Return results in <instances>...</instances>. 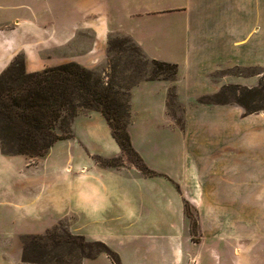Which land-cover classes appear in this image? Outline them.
I'll return each instance as SVG.
<instances>
[{"label": "rangeland", "instance_id": "374dc122", "mask_svg": "<svg viewBox=\"0 0 264 264\" xmlns=\"http://www.w3.org/2000/svg\"><path fill=\"white\" fill-rule=\"evenodd\" d=\"M105 2L107 16L110 15L118 29L110 31L107 36L106 58L90 69L105 82H113L118 89L130 93L131 114L134 107L136 115L144 117L145 102L154 100L159 104L165 97L169 121L179 127H184L187 117L195 118L197 122L196 132L193 131L192 139L187 140V148L183 145V134L178 133L176 127L164 121L159 123L158 129L164 132L163 140L159 142L162 152L151 154L153 164L145 161L150 168L164 171L181 183L176 184L185 200V228L191 231L195 241L186 245L191 257L186 258L185 264H232L235 246L250 244L264 248V237L259 241L256 236L257 231L264 229V184L252 183L263 174V148L258 143L249 142L250 138L243 133L253 125L247 120L235 119L231 113L233 110L236 118L264 114V109L248 113L236 102V96L242 95L244 87L264 90V60L255 63L251 53L249 64L240 65L233 61L210 70L204 78L208 89L204 87L207 90L201 92L199 87L191 90L186 86L178 87V73L175 77L166 72L155 73L151 57L178 59L163 34L174 18L181 21L186 17L156 14L162 13L164 3L181 5L194 0ZM153 5L154 10H158L153 12L154 15L141 12ZM85 32L87 37L91 35ZM130 40L143 44L144 51L142 48V52L135 50ZM86 41L80 29L75 33L73 46H48L43 50L42 57L86 54L91 47ZM35 56L37 58V54ZM17 58L24 59L28 72L50 67L29 70L26 55L19 52L0 74ZM36 58L32 63H37ZM181 79H184V74H181ZM143 80H163L168 89L163 86L138 88L136 84ZM226 86H229L228 89H225ZM217 93L220 96L215 98ZM253 99L255 106H264V92L263 96L259 94ZM220 106L224 107L218 108ZM79 140V137L58 140L45 156L36 158L5 154L0 143V264H32L23 263L8 252L10 247L12 251L21 250L26 235H17L44 232L54 221L64 217L73 220L75 227L83 229L88 240L103 241L117 254L120 249H126L135 242L131 237L134 231L146 235H168L182 229V220L169 190L165 192L167 210H164L163 219H159L157 205H149L144 210L139 206V217H144L140 227L124 224L112 214L86 216L72 213L64 197L58 195L52 198L45 189L40 191L42 187L50 189L52 184H85L78 171L86 166L85 171L88 169L91 172L96 157L110 155L116 146L110 133L99 142L89 141L86 144ZM167 148L170 152L164 150ZM132 161L122 156L123 165L129 168L135 167ZM253 176L256 179H252ZM8 198L21 200L23 207L9 206L5 201ZM67 223L68 220H62L56 228L49 230L62 232ZM245 230L250 232L249 237L242 236ZM71 250L63 245L53 249V252L76 264L80 254Z\"/></svg>", "mask_w": 264, "mask_h": 264}, {"label": "crops", "instance_id": "0c3cea01", "mask_svg": "<svg viewBox=\"0 0 264 264\" xmlns=\"http://www.w3.org/2000/svg\"><path fill=\"white\" fill-rule=\"evenodd\" d=\"M105 3V0H0V71L5 69L19 52L26 55L29 70H39L48 65L55 66L71 61L88 68L97 67L106 58V40L109 32L118 29L110 15L107 16ZM192 3H164L162 13L156 14L168 13L186 17L181 21L174 18L163 34L178 59L170 61L151 57L178 64V87L186 86L188 90L199 87L198 91L201 92L208 89L205 79L209 72L218 66L233 61L240 65L249 64L251 53L255 63L264 60V0H194ZM156 11L158 10H154L153 5L141 12L154 15L153 12ZM80 29L86 42L91 45L88 53L67 57H42L43 50L48 46H73L75 33ZM85 31L91 35L87 37ZM137 43L144 51V45L138 41ZM34 58L37 63H32ZM181 74H184V79H181ZM136 85L138 88L163 86L168 89V84L163 80H143ZM132 105L134 106V102ZM165 110V97L159 104L154 100L145 102L144 117L137 116L132 107V120L129 125L132 142L143 159L150 164H153L151 154L162 152L159 142L163 140L164 132L158 129L159 123L164 121L176 127V131L183 134V145L186 148L189 144L188 138L191 140L193 131L196 132L195 118L187 117L184 127H179L169 121ZM231 113L235 119L247 120L253 125L243 133L250 138L249 142L258 143L264 154V114L236 118L233 110ZM109 133L116 146L112 153L104 158L122 156V149L102 113H81L73 121V137H79L81 143L99 142L104 136L108 137ZM164 150L170 152L169 148ZM262 165L264 167V161ZM85 169L86 166L78 171L79 178L84 180L85 184H52L50 189L42 187L40 191L45 189L51 197H64L69 202L72 213L86 216L112 214L124 224L138 227L144 222V217H139V206L144 210L149 205H157L159 219H163L164 210H167L165 192L171 191L182 220V229L168 235H146L147 233L134 231L131 237L135 242L126 249H120L118 253L122 264H185L186 258L191 257L186 245L195 241L191 231L185 228V200L177 186L181 183L164 171L158 170L175 182L160 175L144 176L136 167L129 168L125 165L107 167L96 161L91 172ZM252 179L256 177L253 176ZM254 181L264 184V169L261 178L252 180L253 184ZM5 201L14 208H22L24 205L17 198H8ZM62 220H68L67 227L72 233L88 236L83 229L75 227V222L68 217L54 221L44 232ZM44 232H22L17 236ZM257 233L258 240L264 237V229ZM242 236L249 237L250 232L245 230ZM233 251L232 264H264V248L260 245L243 244L235 246ZM8 252L23 262V241L21 250L12 251L10 247ZM81 264L114 263L108 255L101 253L95 258L84 259Z\"/></svg>", "mask_w": 264, "mask_h": 264}, {"label": "trees", "instance_id": "16d2710c", "mask_svg": "<svg viewBox=\"0 0 264 264\" xmlns=\"http://www.w3.org/2000/svg\"><path fill=\"white\" fill-rule=\"evenodd\" d=\"M132 43L135 50L142 52L137 42ZM152 62L155 73L166 72L171 77L178 73L177 63L157 59ZM243 89L242 95L236 96L238 104L248 113L264 109V106L253 104V98L259 94L263 96L264 90L257 87ZM128 96L130 93L118 89L113 82H105L94 70L78 62L71 61L28 72L24 59L17 58L0 74L1 149L9 155L22 154L30 158L45 156L58 140L73 137V121L77 115L99 111L121 147L122 156L132 159L142 175H160L173 181L167 174L150 168L134 147L129 131L132 114ZM219 96L217 93L214 97ZM122 156H98L96 161L103 166L120 167L123 165ZM62 228V232L53 229L26 235L22 261L72 264L63 255L53 252V249L67 245L71 251L80 254L76 264H81L84 258H95L101 252L106 253L114 264H122L119 254L105 242L88 240L82 234L72 233L67 226Z\"/></svg>", "mask_w": 264, "mask_h": 264}]
</instances>
